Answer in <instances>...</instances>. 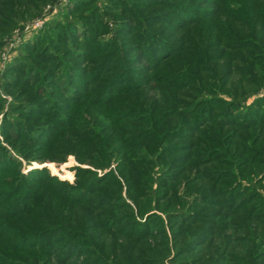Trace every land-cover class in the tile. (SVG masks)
Here are the masks:
<instances>
[{
  "label": "rangeland",
  "instance_id": "rangeland-1",
  "mask_svg": "<svg viewBox=\"0 0 264 264\" xmlns=\"http://www.w3.org/2000/svg\"><path fill=\"white\" fill-rule=\"evenodd\" d=\"M138 2L143 5L139 0H0V264L42 263L46 255L32 246L48 230L53 242L67 237L56 248L51 245L47 264H264V0H188V32L163 35L184 46L181 53L157 71L148 72L147 59L156 53L147 49L144 57L129 59L130 65L124 61L120 71L99 72L125 74L124 81L134 84L149 76L139 84L145 112H132L148 114L144 124L118 118L85 128L84 117H78L82 133L88 129L84 134L92 137L94 130L106 138L107 166L98 168L73 153L63 157L53 141H45L47 132L38 126L54 123L57 104L60 112L71 106L65 95H57L61 102L40 116H26L31 91L50 69L39 52L52 54L51 62L91 72L96 65V59L64 56L72 53L55 42L56 27L67 20L102 19L99 40L123 50L127 36L117 35L121 12L135 19L162 9L140 12ZM40 18V28L28 27ZM77 35L80 43L69 40L71 47L85 40ZM131 51L121 55L135 56ZM57 62L50 74H66ZM175 82L180 87L174 88ZM97 93L98 87L89 97ZM146 127L153 152L128 153L119 140ZM179 144L171 165V157L163 159L165 146ZM85 169L90 172L78 178ZM97 177L105 184L94 192L83 188L92 178L95 188ZM92 198L107 204L90 210ZM178 207L186 214H175ZM60 224L68 230L58 232Z\"/></svg>",
  "mask_w": 264,
  "mask_h": 264
},
{
  "label": "trees",
  "instance_id": "trees-1",
  "mask_svg": "<svg viewBox=\"0 0 264 264\" xmlns=\"http://www.w3.org/2000/svg\"><path fill=\"white\" fill-rule=\"evenodd\" d=\"M142 1L143 5L141 3H134L136 6L141 7L142 9L140 12L144 10H149L151 8L157 9L158 7H161V10H152L148 15L142 16L132 19L127 16V12H121L122 15L120 17V23L118 34L117 35H123L127 36L130 39L126 37L123 38L125 40L121 41V47L123 50L119 49V46L116 45L114 42L113 45H110V42L108 41H100L99 40V29H101L102 26V19L97 18V22H93L90 24V18L85 20L84 22H76L75 20H67V22L64 24V26H61V24H57L56 30L58 32H55V42L59 44H64L68 46L67 50L70 51L72 54H63L64 56H72L73 59L86 61L90 63L94 59H96L92 63H96L94 70L84 69V68H78L75 64H69V63H62L55 60L58 63V67H64L66 70L65 73L62 76L60 74L53 76L55 74H50L53 71V68L56 67V62H51L54 60L51 59V55L46 53L43 54V52H39L37 56L44 60V63H51L50 69L48 71H45L42 74V76L45 75V80L41 81L36 85V87L31 91V95L29 100L26 104V116H33L43 114L44 111L48 110V106H50L53 102H58L61 100H57V95H65V97L69 98V105L67 104L63 106L64 112H60L58 110L60 104H57L55 113L56 116L53 119L52 122L43 125L38 126L39 128L46 130L47 140L45 141H53L54 144L57 146V149L59 153L64 157L67 154L73 153L77 159L80 161H90L92 163H95L98 168H101L103 166L109 165L110 156L106 154V151L104 148L106 147V141L104 136H96L93 133L94 130H90L92 132V137L90 134H84L86 131L89 132L88 129H85V131L82 133L81 130H83V126L86 128L87 124L92 125L93 123H101V122H111V121H129V120H135L137 123L144 124L148 121V117H150L148 114H135L132 113L133 111H143V105L145 103V100L143 96H141L139 93H141L140 89L142 86L139 87V84L145 83L147 79H149V76L145 79H139L137 80L136 84L134 83H127L124 81L125 74H99L101 70L107 71H120L122 68V64L124 61H127V65H130L129 59H133L134 57H137L135 59H140L141 57H144L145 54H142L143 51H146L147 49H152L156 54L154 57H151L149 60V66L148 72L157 71V68L161 65L163 61L169 60L173 55L177 53H181L185 47L184 46H178L175 45L174 40H169L167 38H163V35L170 37H174L178 31H182L186 28L185 32H188V0H151L156 1L153 4L149 2H145V0H139ZM115 4H117L115 2ZM149 4V5H148ZM123 8L124 5L120 4ZM127 6V5H125ZM169 9V11L163 10L165 7ZM128 9V8H127ZM96 12V11H94ZM96 13L92 15V19L94 21V18L96 17ZM123 17V18H121ZM172 20L171 22H169ZM82 23V24H81ZM162 24L163 26L159 28L158 30H150L148 26H155ZM168 26V30L165 29ZM64 27V28H61ZM164 29L166 31H164ZM173 30V32L171 31ZM71 31V32H70ZM81 32V33H80ZM78 34H81L82 37H85L83 42L81 41L82 45L71 47L69 40L76 43L78 40ZM181 38V37H180ZM181 40V39H180ZM172 41V42H171ZM185 42V40H184ZM187 42V41H186ZM80 43V42H78ZM132 49L131 53L136 52L135 56L129 55V56H122L123 53L126 54V51L128 49ZM66 52V51H65ZM64 53V52H63ZM122 54V55H121ZM49 59L50 61H48ZM146 60V59H145ZM75 65V66H74ZM155 67V68H154ZM128 70H132L134 72L138 71L137 68H130L128 66ZM147 69V67H146ZM58 71V70H56ZM147 72V71H146ZM93 73V74H90ZM120 73V72H118ZM144 73V72H143ZM135 75V74H130ZM136 75H143V74H136ZM145 75V74H144ZM160 74H155L154 78L158 77ZM178 75H175V78ZM82 77L87 78L89 82L84 81L82 82ZM29 78V77H28ZM36 79V76L35 78ZM65 80L64 84H61ZM26 82H29V80H26ZM98 83L100 85L98 86ZM67 85V86H66ZM174 88L180 87L181 83L175 82L173 83ZM98 87V93L97 95L90 96L89 94L93 91L94 88ZM63 89V91L61 90ZM101 92V93H99ZM79 94V95H78ZM100 94V96L98 95ZM104 94L106 96L104 97ZM104 97V98H101ZM55 97V98H54ZM62 97V96H61ZM66 98V99H67ZM62 101L61 105L65 104V101ZM44 105V106H43ZM44 107V108H43ZM92 107V110L90 112L89 108ZM93 108L97 110L96 112L99 113V117L95 118V113ZM65 109V110H64ZM135 109V110H133ZM176 113L179 114L181 112L180 110H175ZM49 113H53L48 111ZM62 113V115H60ZM182 113V112H181ZM54 114V113H53ZM52 114V115H53ZM78 117H84V120L79 124ZM143 117V118H142ZM141 118V119H140ZM127 124L128 122H124ZM153 128V127H152ZM174 131V130H173ZM122 131L119 130L118 135H120ZM142 132L140 137H135L137 133L139 134ZM175 132V131H174ZM82 133V134H80ZM45 134V133H44ZM153 135H155L154 132H152ZM158 134V132L156 133ZM87 135V136H86ZM134 138L130 136H125L122 140H119L120 142H125L127 145V152L131 153L132 155H137V150L133 151V149H143L144 153H151L155 149V145H150L148 142H151L154 144L153 141L148 139H153V137L150 135V132H148V127L145 129H141L134 134ZM96 136V137H95ZM100 138V140H98ZM82 146L81 150H77L78 147ZM54 147V146H53ZM182 145L177 146H165V153L163 154V157L168 156L171 157L172 163L171 165H175L176 162L174 161L176 159V154L178 153V149L181 148ZM52 149V148H51ZM50 149V150H51ZM83 149V150H82ZM84 149H87L88 152H85ZM94 150H100L102 152L101 156L97 153H93ZM181 150V149H179ZM83 151V152H82ZM183 155H188V151L181 152ZM163 159H166L163 158ZM165 161V160H164ZM3 162V161H2ZM1 162V165H2ZM170 163L168 166H170ZM177 169H183V167L179 168L178 165ZM176 169V168H175ZM84 174L78 175V178L83 177L85 174H88L90 172L89 169L83 170ZM176 173L173 172V174ZM49 175V174H46ZM167 175V174H166ZM167 177V176H165ZM172 177V176H171ZM55 177L52 175L47 176V179H54ZM100 181L98 184L95 185L94 188V179L90 180L86 184H84L83 188L85 190H90L91 192L96 191L97 185H103L102 177H97ZM104 179V178H103ZM105 184V183H104ZM15 188V192H16ZM102 190V189H100ZM90 192V193H91ZM14 193V192H12ZM15 195V194H14ZM82 195V194H81ZM100 198L97 199H90L87 201L88 207L91 209L95 208L98 209L102 205H105L107 203H103ZM85 202V201H83ZM186 214V211L178 207V209L175 211V214ZM181 223H184L185 220L181 217ZM188 221V220H186ZM105 223V222H103ZM56 226V225H54ZM54 226H51L55 228ZM105 224L101 227L103 228ZM182 226V224H181ZM68 230L67 226L60 224L59 231L66 232ZM49 232V230H48ZM48 232L41 234L39 236V239H37V242L33 244V248H39L41 252H43V255L45 258L42 260V263L40 264H47L46 258L47 254L51 250V245L53 248H56L57 245L61 244L63 242V238H66L67 236L61 238L57 237L55 239V243L51 241L47 234ZM34 235V234H33ZM61 239V240H58ZM40 241V242H39ZM54 244V246H53ZM50 247V248H49ZM34 264H38L37 262Z\"/></svg>",
  "mask_w": 264,
  "mask_h": 264
},
{
  "label": "built area",
  "instance_id": "built-area-1",
  "mask_svg": "<svg viewBox=\"0 0 264 264\" xmlns=\"http://www.w3.org/2000/svg\"><path fill=\"white\" fill-rule=\"evenodd\" d=\"M43 24V20L40 18V19H37L35 22H33L30 26H28L29 28L31 29H36V28H40Z\"/></svg>",
  "mask_w": 264,
  "mask_h": 264
}]
</instances>
